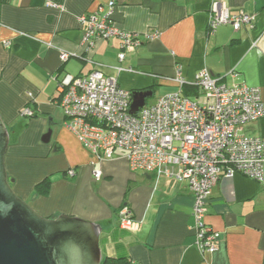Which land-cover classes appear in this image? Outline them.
Segmentation results:
<instances>
[{
	"label": "crops",
	"instance_id": "obj_1",
	"mask_svg": "<svg viewBox=\"0 0 264 264\" xmlns=\"http://www.w3.org/2000/svg\"><path fill=\"white\" fill-rule=\"evenodd\" d=\"M109 1L0 0V115L9 133L5 168L13 191L43 217L66 214L98 224L102 260L264 264V186L239 173L216 182L204 220L219 232L218 249L202 254L194 245L193 199L186 182L131 170L119 150L104 161L102 176L95 180L90 151L65 118L60 121L56 103L66 73L86 75L94 69L115 78L124 90H151L155 101L178 89L166 79L175 76L177 67L189 95L195 74L207 69L228 84L258 87L264 103V0H113L110 21L118 30L159 32L157 39L126 52L122 61L116 36L97 40L90 52L82 45L77 17ZM213 1L226 4L231 13L255 14L256 20L238 31L220 25L208 35ZM62 51L71 54L64 62ZM25 106L34 117L20 115ZM49 118L53 131L43 143ZM242 133L264 136V116L245 123ZM48 176L46 193L36 194L35 186ZM122 207L137 223L133 230L119 226Z\"/></svg>",
	"mask_w": 264,
	"mask_h": 264
},
{
	"label": "built area",
	"instance_id": "obj_2",
	"mask_svg": "<svg viewBox=\"0 0 264 264\" xmlns=\"http://www.w3.org/2000/svg\"><path fill=\"white\" fill-rule=\"evenodd\" d=\"M114 5L110 0L106 7L100 5L93 12L79 15L77 21L83 28L82 45L87 52L97 40L116 36L121 48L118 60L122 61L126 52L157 39L159 32L141 35L118 30L110 21ZM255 20V14L231 13L226 4L213 1L207 34H214L225 24L238 31L242 26L251 27ZM70 55L62 51L59 58L64 62ZM118 69L135 71L132 67ZM166 79L178 89L145 104L135 115L129 112L131 92L97 69L86 75L66 73L58 83L56 103L65 125L90 151L95 180L102 176L104 161L119 150L131 170L185 181L193 199L194 245L202 254L213 253L218 249L219 232L204 218L216 182L239 173L264 186V136L242 133L245 123L264 116V103L258 87L228 84L207 69L199 70L189 84L194 89L192 95L183 93L188 82L180 67L174 77ZM32 114L27 106L20 111L23 117ZM67 174L71 176L74 171L70 169ZM118 223L128 230L137 226L127 207L118 211Z\"/></svg>",
	"mask_w": 264,
	"mask_h": 264
},
{
	"label": "water",
	"instance_id": "obj_3",
	"mask_svg": "<svg viewBox=\"0 0 264 264\" xmlns=\"http://www.w3.org/2000/svg\"><path fill=\"white\" fill-rule=\"evenodd\" d=\"M151 90L131 92L129 112L135 115L152 96ZM41 137L51 138V125ZM9 133L0 115V264H101V228L82 218L38 214L12 189L13 178L5 168Z\"/></svg>",
	"mask_w": 264,
	"mask_h": 264
},
{
	"label": "trees",
	"instance_id": "obj_4",
	"mask_svg": "<svg viewBox=\"0 0 264 264\" xmlns=\"http://www.w3.org/2000/svg\"><path fill=\"white\" fill-rule=\"evenodd\" d=\"M183 93L185 95H189V91H186L183 89ZM34 111H33V114L32 116L30 117H26V118H32L34 117ZM66 172H64L65 174ZM49 182H50V177H46L44 178L41 182H39L36 186H35V193L38 194V193H46L47 191V187L49 185ZM101 264H133L131 263L130 261L128 260H125V259H122V258H104L102 261H101Z\"/></svg>",
	"mask_w": 264,
	"mask_h": 264
},
{
	"label": "rangeland",
	"instance_id": "obj_5",
	"mask_svg": "<svg viewBox=\"0 0 264 264\" xmlns=\"http://www.w3.org/2000/svg\"><path fill=\"white\" fill-rule=\"evenodd\" d=\"M191 99H194L193 97H191ZM152 103H154V101H153V98H147L146 99V104H152ZM59 107V106H58ZM58 117L60 118V121H63L64 120V116H63V112H62V109L59 107V111H58ZM47 120V119H46ZM26 122H27V120L26 119H24L23 120V123H24V125L26 124ZM47 124H48V121H47ZM51 130L53 131V126H51ZM42 137V136H41ZM41 137H40V140H41Z\"/></svg>",
	"mask_w": 264,
	"mask_h": 264
}]
</instances>
